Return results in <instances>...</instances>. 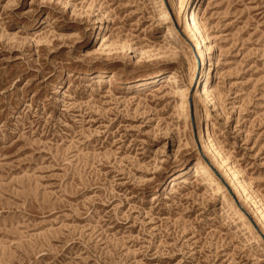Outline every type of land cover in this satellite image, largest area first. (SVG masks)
I'll list each match as a JSON object with an SVG mask.
<instances>
[{"label": "rangeland", "instance_id": "374dc122", "mask_svg": "<svg viewBox=\"0 0 264 264\" xmlns=\"http://www.w3.org/2000/svg\"><path fill=\"white\" fill-rule=\"evenodd\" d=\"M0 264H264V0H0Z\"/></svg>", "mask_w": 264, "mask_h": 264}, {"label": "bare ground", "instance_id": "6f19581e", "mask_svg": "<svg viewBox=\"0 0 264 264\" xmlns=\"http://www.w3.org/2000/svg\"><path fill=\"white\" fill-rule=\"evenodd\" d=\"M186 17H187V20H186V23L183 26V32L186 33V35H188L189 38L194 37V38L197 39L196 40V44L194 45V49H199V48L202 49L203 47H205V46H203L204 39L201 36L200 27H199V25L197 23L196 12L193 11L192 14H188ZM190 32H191L192 35L191 34L189 35ZM176 37H177L178 40L183 39L181 34L180 35H176ZM205 60H206V56H203V61H205ZM203 119H204V115L200 114L199 118H198V126H199V133H200L199 137L200 138H205V133H204V131L202 129ZM206 147L208 149V152H211V146L208 143L207 139H206ZM231 182H234L236 190H239V185L234 181L233 177H231Z\"/></svg>", "mask_w": 264, "mask_h": 264}]
</instances>
